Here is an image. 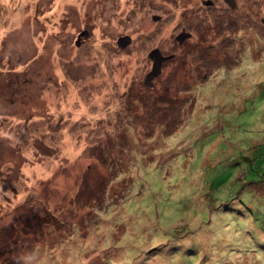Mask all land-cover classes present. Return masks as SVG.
I'll use <instances>...</instances> for the list:
<instances>
[{
    "label": "rangeland",
    "instance_id": "1",
    "mask_svg": "<svg viewBox=\"0 0 264 264\" xmlns=\"http://www.w3.org/2000/svg\"><path fill=\"white\" fill-rule=\"evenodd\" d=\"M206 1L0 0V264H264V0Z\"/></svg>",
    "mask_w": 264,
    "mask_h": 264
},
{
    "label": "water",
    "instance_id": "2",
    "mask_svg": "<svg viewBox=\"0 0 264 264\" xmlns=\"http://www.w3.org/2000/svg\"><path fill=\"white\" fill-rule=\"evenodd\" d=\"M223 2L225 4H227V6L229 8H236L237 7L235 0H223ZM203 4L206 6L211 5L212 1L207 0ZM152 19L154 21L160 20L159 16H156V15H153ZM263 23H264V21H263ZM189 37H190V33L182 32L178 36H176V40H177V42H179V44H182L184 42V40L186 38H189ZM130 41H131V38L129 35H127V36L120 37L117 40V44L119 46L124 47V46H127V44H129ZM172 58H173V55L165 56V55L161 54V52L157 48L151 49V51L149 52V59L152 60V65H151L152 69L144 77L145 78L144 84L147 87L151 88L152 84H153V79L161 73V68H162L161 65L163 64V62L166 60L172 59Z\"/></svg>",
    "mask_w": 264,
    "mask_h": 264
}]
</instances>
